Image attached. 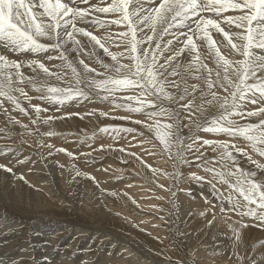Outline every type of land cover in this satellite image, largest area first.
<instances>
[{"label":"snow or ice","instance_id":"obj_1","mask_svg":"<svg viewBox=\"0 0 264 264\" xmlns=\"http://www.w3.org/2000/svg\"><path fill=\"white\" fill-rule=\"evenodd\" d=\"M144 2L145 0H97V3H92L91 0H0V47L16 54H47L45 59L48 61H62L61 64L49 67L41 59L20 61L10 59L4 52H0V112L8 117L10 124L28 129V125L22 124L5 107L7 101L12 105L13 111L29 115V109L21 103V98L29 103L33 99L25 90L24 85L27 84L41 94L37 99L58 105L74 100L99 98L116 108L143 114L152 121L144 126L149 131H154L162 150L177 165L176 171L165 175L171 176L174 181L178 180L183 175L179 166L191 164L186 153L195 149L199 153L196 160L202 161L196 166L209 173L212 179L195 173H191L190 177L197 182L208 183L221 199L232 202V211L239 210L241 215L264 222V175L258 178V172L264 174V163L254 159L239 144L227 140L203 139L193 134L194 130L242 138L254 153L264 157V0H159L158 3L157 0H149L155 6L148 9L144 8ZM77 22L90 24L96 30L104 29V34L97 36L85 27H78ZM114 25L126 30L109 31ZM158 26H163L159 33ZM174 27L179 31L171 33L172 39L163 41L164 35L169 34V30ZM233 27L236 31H232ZM213 32L222 35L226 42L223 47L230 54L241 58L225 55L213 38ZM80 38L87 40L82 43ZM113 45L123 47V50L110 51ZM97 48L110 57L111 63L99 58ZM202 50L213 58V67H209L202 59ZM72 53L77 54L80 70L69 58ZM82 55L89 59L95 58L103 71L85 63L84 59H80ZM182 58L187 62H183ZM25 67L33 75H25L22 71ZM65 67L71 70L72 82L65 79L67 73L52 70ZM50 80L62 82V85L50 83ZM201 80L205 87H201ZM127 92L133 94L122 97L116 95ZM197 100L200 102L197 103ZM165 101L174 107H163ZM248 105L256 107L249 108ZM30 106L35 114V119L30 118L31 123L37 125L38 131L40 113L47 109L40 105ZM209 107H216L217 111L205 116ZM197 112L201 115L194 119ZM99 115L107 117L109 113L100 111ZM53 119L54 117H47L42 122L48 123ZM245 120L255 122L241 123ZM134 123L144 122L137 119ZM183 128H189L188 137L181 135ZM100 131L131 133L135 129H119L107 125ZM0 132L9 137L12 135L4 128H0ZM29 133L31 134V130ZM44 135L51 136L55 133L48 131ZM186 140L192 142L186 143ZM140 143L143 144L144 141ZM204 145L215 153L213 157L207 158L200 152V147ZM119 150L126 151L124 148ZM5 151L16 150L7 147ZM57 151L73 156V153L64 148ZM145 151L149 155H155L150 150ZM234 152L246 157L257 170L242 168ZM128 155L140 159L134 152H129ZM18 163L24 161L20 160ZM149 167L151 168L150 165ZM0 169L12 172V168L4 164H0ZM151 170L153 173L160 171L154 168ZM76 174L86 175L79 171ZM19 178L24 179L23 176ZM90 178L95 180V177ZM213 180L227 185L230 190L227 197L220 194ZM233 191L238 194V198L232 196ZM238 259L242 260L243 257L238 256Z\"/></svg>","mask_w":264,"mask_h":264},{"label":"rangeland","instance_id":"obj_2","mask_svg":"<svg viewBox=\"0 0 264 264\" xmlns=\"http://www.w3.org/2000/svg\"><path fill=\"white\" fill-rule=\"evenodd\" d=\"M91 2L97 3V0H91ZM158 2L159 0H157V3ZM143 6L144 8L148 9L154 7L155 5L149 2V0H145ZM231 14L233 13H225V15ZM77 26L85 27L87 30L93 31L97 36L103 35L105 31L104 29L96 30L94 26L87 23L77 22ZM162 28L163 26H158V32L162 31ZM125 30L126 28H118L115 25L112 26L111 29H109V31L111 32ZM183 30L187 31V29ZM226 30L228 29L226 28ZM178 31L179 30L174 27L169 30V34H167V36L173 38L171 36V33ZM216 34L217 33L213 32V37H216ZM87 47H90V45ZM120 48L122 49V47ZM120 48H117L113 45L110 47V51H122L123 49L121 50ZM0 52H4V54L6 55L10 54L11 56V53H9L10 51H6L2 47H0ZM96 52L99 55L100 59H103L106 63H111L110 57H107L101 49L97 48ZM224 53L227 55L226 51ZM51 54L55 55V53ZM44 55L46 56V54ZM76 55V53H72L69 58L73 61L78 70H80L81 66L78 64ZM14 58H18V55H14ZM80 59H84L85 63H88L91 67H95L97 68V70L103 71V69H101L97 64L95 58L89 59L87 56L82 55L80 56ZM46 62L45 64L49 67H51V65L55 63H62V61L60 60L49 61L50 63ZM61 70L62 74L67 73L65 79L69 82H72L73 77L71 70L66 67ZM29 71L31 70L29 69ZM50 83H61L62 85V82H58L55 80H50ZM25 86L26 84L24 85V87ZM28 86L29 85L25 87V90L28 92L29 96L33 97V99L29 103L28 101L21 98V103L25 108L29 109V115H24L18 110L13 111L12 105L5 101V107L9 109L10 114L17 120H20L22 124L28 125V129H24L18 124H10L8 122V117L0 112V128L7 129L12 133V135L9 137L4 132H0V164H4L7 167L12 168L11 173L6 172L4 169H0V264H115L116 262L125 264V261H127L126 264H136L138 262H144L143 264H200V262L194 259L189 252L190 247L188 246V244H186L184 234H180L183 233L181 232V219H179L178 217H174L175 219L172 218L171 220V216H174L176 214L175 212L178 213L179 211V209L177 208L179 205L178 202H176L179 194H181L184 201H189L191 205L194 201V208L198 209L197 211L201 212L197 215V217H195V221L192 222L191 230H197L196 228L206 229L214 223L213 221H222V224L223 221H229L228 225H232L233 222L238 223L237 225H239V227H235V235L232 237V239L229 240L230 243L232 242L235 244L236 250L231 251L229 249V251L226 252V256L222 257V261H220L221 263L227 261L226 263L235 262L234 264H264V222L258 221L246 215H241L239 210L232 211V202L228 201L227 199H221L220 195L215 193L208 183L197 182L190 177L189 174L194 172L198 176L200 175L206 177V179H212L209 173H206L202 168L196 166L198 163H202V161L196 160V155H199V153H197L195 149L186 153L187 158L191 161V164L180 165L179 171L183 173V175L178 180L174 181L172 177L165 175L164 171L166 173H173L174 171H176L177 165L173 159L167 156V153L165 154V152L161 150L162 146L154 137V131H149V129L144 126L145 123L151 124L152 121L148 120L146 117H144V119L143 114L130 113L124 109L116 108L115 105L109 103L108 101H102L99 98H91L89 100L81 101L74 100L72 102L65 103L64 105H58L47 100L37 99L36 97L41 94L37 93L36 91L34 92L30 90V87ZM131 94L133 93L127 92L117 93L116 95L117 97H122ZM30 105H40L41 108L47 109V111H42L40 113L41 120L37 122L39 126L38 131L37 125H33L31 123V119H35V114L32 111ZM162 106L166 108L174 107L173 104H169L167 101H165ZM248 107L253 108L254 106L248 105ZM100 111L107 112L109 113V115L107 117H102L99 115ZM213 111H217V108L209 107L207 108L204 115L206 116L207 114V116H210L209 113L212 114ZM69 113H72V115L69 116ZM76 113H79L80 115H75ZM132 114L136 117H131L133 116ZM200 115L201 114L197 112L194 119H196V117H199ZM83 116L90 118L92 121L94 120L95 123L92 124L91 122H85L84 124L83 122L80 125V123L77 124L74 122V118H81ZM125 116H130L131 118L128 120L119 119V117ZM47 117H54V119L49 121L48 123H43V119ZM112 117L117 118L113 119ZM138 118L139 120L142 119L141 121L144 122L143 124L141 123L142 125L134 123V121ZM182 122L186 123L187 121L182 120ZM107 125H111L119 129L133 128L135 129V131L131 133L123 131H120L118 133H104L100 131V129ZM143 126L147 131L144 130ZM29 130H31V134L29 133ZM48 131L55 133V135H44V133ZM140 133H143L144 135H140ZM193 134L201 136L203 139L219 141L227 140L230 143L237 142L235 139L231 140L230 137L224 134H203L202 131L195 132L194 130ZM181 135L188 137L190 135L189 128H183L181 130ZM214 136H216V138ZM155 139L156 141H154ZM238 139L240 143L237 142V144H239L241 147H244L253 156L254 159H257L261 163H264V157H259L256 153H254L248 143L242 138ZM141 141H144L145 143L141 144ZM149 142L152 145L149 144ZM191 142V140H186V143ZM153 144L156 145L153 146ZM101 145H103V149H101ZM158 145L161 147L159 148ZM7 147H11L16 151L7 152L5 151ZM60 148H64L67 150V152L73 153V156L67 155L66 152L57 151V149ZM121 148L126 149V151L121 152L119 150ZM145 149L150 150L151 152L155 151V155H149L147 153L148 151L145 152ZM206 150H208L209 152ZM129 152H136V154H138L137 156L140 157L142 162H138L140 160H138L136 157L132 156V159L131 156L128 157L127 155ZM162 152H164V155L166 157ZM200 152L206 154L208 156L207 158H211L215 155L213 152H211V148L207 145L201 146ZM124 153L126 154V159L123 158L125 156ZM86 154H90L91 156ZM164 157L167 159H163ZM88 158L89 160H87ZM159 158L161 159L159 160ZM237 159L238 161L241 160L240 162L242 165L240 166L242 168L249 171L257 170L255 168V165H253L251 161H249L246 157L238 154ZM20 160H23L24 163H18V161ZM71 161H74L78 167L73 168ZM159 161H162V163L164 164ZM165 161H167L166 164ZM110 162H112V164ZM109 164L112 165L113 168L118 166L117 168H119V171L115 169V174L118 173V175L112 178L111 181L109 180L110 182H102L101 180L92 181L93 179H91L90 177L100 179L103 176H109L108 171L104 172L103 170V168ZM142 164L145 165L147 169L144 168L145 166H142ZM168 164H170V166ZM134 165L136 168L134 167ZM137 165H140L139 172V168H137ZM149 165L152 168H149ZM165 165L167 166V168ZM157 166H160L159 169L161 167L166 168V170L164 168V171L160 169V171L162 172V180L160 181L165 185L167 184L166 186L163 183L161 184L160 181L155 183V181L152 182V180H147V178H154L153 176L151 177L149 175L153 173L151 169H153L154 167L158 169ZM215 166L219 167V165ZM133 167L135 168L134 170ZM120 169H122L124 172ZM77 171L86 174L88 178H85L86 175H77ZM136 173H138L140 177ZM124 174L127 176L130 175L131 178L128 177L129 182H127L128 180L126 179V177H123ZM260 175L264 174L258 172V178ZM21 176H23L24 179H20L19 177ZM168 177L169 180L167 182ZM124 178L125 180H123ZM136 180H142V182L137 181V183ZM87 181H89L92 185H90ZM130 182L132 185L130 186L132 188L129 190L130 186L128 183ZM213 183L216 184V187L217 189H219L220 194H222L224 197H227L229 195L230 190L228 189L227 185L220 184L218 180H213ZM143 184L145 186L147 185L152 187L157 185L156 187H154V189L161 188L164 189L168 194L170 193L169 196L166 192H164V194H166L164 196L168 195L169 197V211L171 213H169V218L163 224L165 227L163 226L161 227V229L154 230L153 228H151L154 220V218L152 217L153 214L146 215L150 212L145 213L144 211L142 212H144L145 214H139V212L137 211V209L140 208L139 204H141L140 210H142V207L144 206V202L141 203V201H139L138 199L139 195H137L138 193L140 194L142 189L139 188V185L140 187H142ZM159 185H163L165 186V188L159 187ZM182 186H185L186 190ZM136 189L138 193L134 194L136 192ZM110 193H115V195H111ZM232 196L234 198H238V194L234 191L232 192ZM92 199L95 200V204H103L104 207L112 209L114 213V220H112L113 218L108 217L109 220L107 219V221L102 213L96 211V209L93 207V209L91 208V211L93 213L88 212L86 208L91 206ZM240 199L242 200V198ZM122 207L123 209H121ZM135 208L137 209L135 210ZM123 212H126L124 213L125 217L124 214H122ZM127 213L130 217L133 215L131 218L134 220V216L136 217L138 215H141L140 219H137L139 218V216L136 217L137 221H141L139 223L141 224V226H137L134 222H132V220L128 223L135 226L125 228L124 225H121L122 223L125 224L129 219V217L126 216ZM117 214H122L123 216ZM147 216L153 218V220L149 219L148 224ZM208 216H210V218ZM213 216H215V218H213ZM122 217H124L125 219ZM206 218L208 221L206 220ZM230 220H232L233 222H231ZM170 221H172L171 223L175 224L174 227V224H172V226L170 227ZM210 221L213 223L210 224ZM144 222H146V225L149 226V228L146 227ZM119 225L120 228H122V226L123 228L120 229ZM241 225H247V227L250 226L249 228H253L249 233H247L248 236L246 240L242 237L244 236L243 233L245 231L243 230ZM156 226L157 224L154 225V227ZM143 227L146 228L144 229ZM139 228H143V230H138ZM165 228L168 230H166ZM231 228L232 226L230 227V229ZM133 230H135V233L137 234H135ZM148 230H152V234ZM140 233L142 236L140 235ZM164 233L167 234L166 237ZM130 234L134 236V238H132ZM143 234L146 235L144 236ZM237 234H239V238H237ZM41 235L45 236V238L40 239ZM137 235H140L141 237ZM156 235L162 237V240H160ZM216 235L211 236L209 240L214 238ZM143 237L146 240L149 238V241H145ZM140 238L144 242L141 241ZM151 239L155 241L156 245L151 241ZM163 239H165V241L166 239H168V241L164 242ZM252 239L253 241H251ZM243 241H245L246 244L243 243ZM250 242H252L251 245H253L251 249L257 248V252L253 253L252 255L241 253L239 250L241 248V244L247 245L248 243V247ZM147 243L148 245H146ZM212 243H214L212 246L215 252L223 251L224 246L223 239H221V237L216 241L212 239ZM101 244L102 247L100 248V250H98L97 248ZM159 245L162 246L159 247ZM163 246L165 248L167 246L168 247L164 249ZM112 247L113 249H111ZM117 247L121 251L122 255L120 256L122 258L119 256V258H117L118 260L116 259L115 261L114 259L116 257L114 255L117 253ZM146 249L150 251H147ZM211 256L214 257L215 255ZM238 256L243 257V259H238ZM232 257L234 262L232 260ZM141 259L143 261H141ZM107 261L110 262L107 263Z\"/></svg>","mask_w":264,"mask_h":264},{"label":"bare ground","instance_id":"obj_3","mask_svg":"<svg viewBox=\"0 0 264 264\" xmlns=\"http://www.w3.org/2000/svg\"><path fill=\"white\" fill-rule=\"evenodd\" d=\"M232 31H236V29L233 27L232 28ZM145 32H148V30H145ZM157 32H158V30H157ZM159 33V32H158ZM150 34V33H149ZM216 37H213L215 40H217V43H218V46H220L221 47V51L224 53L225 51L227 52V55H229L230 56V58H235V59H240L241 57H239V56H234V54H230L229 53V51H228V49H226V48H224L223 47V43H226V42H224L223 41V37H222V35H220V34H216L215 35ZM79 38V37H78ZM81 40H82V43H84V42H86V40L87 39H85V38H80ZM168 39H172L171 37H168L167 36V34L166 35H164V37H163V41H167ZM181 39H182V37H181ZM162 41V42H163ZM235 42H237V43H240L239 41H235ZM121 49V48H120ZM119 49V50H120ZM122 49H123V47H122ZM121 49V50H122ZM118 51V50H117ZM9 53H11V56H13V57H11L10 56V54L8 55L9 56V58L10 59H17V60H20V61H25L26 59H31V58H37V59H41L44 63L46 62V59H45V55L44 54H39V55H36V56H34V55H32V54H30V53H20V54H17L18 55V58H14V55H16V53H12V52H9ZM225 54V53H224ZM21 55H24V56H21ZM47 55V54H46ZM226 55V54H225ZM202 59L204 60V62L205 63H207L208 65H209V67H213L214 66V60H213V58L210 56V55H208V53L206 52V51H204V50H202ZM182 61L183 62H187L186 60H184V58H182ZM126 63L128 62V61H125ZM46 63H50L48 60H47V62ZM56 64V63H55ZM53 71H61L62 72V70L61 69H52ZM22 71L25 73V75H32V72L31 71H29V69L28 68H23L22 69ZM99 71V70H98ZM199 83L201 84V87H205V85L203 84V81L201 80V81H199ZM26 86H27V84H26ZM25 86V87H26ZM28 87H30V90H32V91H34L33 89H32V87L29 85ZM35 92V91H34ZM200 101L199 100H197V103H199ZM254 107H256V106H254ZM253 107V108H254ZM212 109H214V108H212ZM214 112V111H213ZM199 113V112H198ZM197 114V113H196ZM133 115V114H132ZM209 115H211L210 113H209ZM92 116H93V114H92ZM128 116V115H127ZM127 116H125V117H127ZM206 116H207V114H206ZM130 117V116H129ZM131 117H136V116H131ZM130 117V118H131ZM138 117V116H137ZM145 116H143V118H144ZM196 118H198V117H196ZM75 119V123H80V125H81V123H83L84 122V124H85V122L87 123V122H91L92 124H94L95 123V121L93 120H91L90 118H88V117H85V116H83L82 118H78V117H76V118H74ZM93 119H95V118H93ZM139 119V118H138ZM145 119V118H144ZM236 119H239V118H236ZM128 120V119H127ZM126 120V121H127ZM134 120V119H133ZM142 120V119H141ZM64 121V120H63ZM77 121H80V122H77ZM96 121H97V119H96ZM247 122H255V120H245V121H241V123H247ZM187 123V122H186ZM56 124V123H55ZM57 124H59V123H57ZM68 124V123H67ZM71 124V123H70ZM143 124V123H142ZM141 124V125H142ZM63 125H65V124H63ZM74 125V124H73ZM89 125V124H88ZM64 127V126H63ZM144 127V126H143ZM59 130V129H58ZM144 130H145V127H144ZM187 130V129H186ZM145 131H147V130H145ZM145 131H143V132H145ZM203 134H205V132H203ZM144 135V134H143ZM147 135V134H146ZM152 135V134H151ZM155 137V136H154ZM201 137V136H200ZM215 138H216V136H214ZM219 137V136H218ZM231 138V140H236L238 143H240L238 140V138H233V137H230ZM154 141H156V139L154 140ZM153 141V142H154ZM237 142H234L233 144H237ZM145 143V142H144ZM157 143H158V141H157ZM156 143V144H157ZM232 143V142H231ZM149 144H151L150 142H149ZM156 144H153V146L154 145H156ZM152 145V144H151ZM138 146V145H137ZM159 146V145H158ZM144 147V146H143ZM142 147V148H143ZM149 147V146H148ZM151 147V146H150ZM161 146H159V148H160ZM206 147V146H205ZM207 148V147H206ZM154 149V148H153ZM157 150H159V149H157ZM161 150H162V148H161ZM161 150H159V151H161ZM203 150H205V149H203ZM129 151V150H128ZM131 151V150H130ZM206 151H208V150H206ZM138 152H140V151H138ZM146 152V151H145ZM158 152V151H157ZM209 152V151H208ZM211 152H212V150H211ZM136 153V152H135ZM148 153V152H147ZM154 153H155V151H154ZM158 153H160V152H158ZM157 153V154H158ZM163 153V155H164V152H162ZM140 154V153H139ZM141 154H142V152H141ZM161 154V153H160ZM166 154V153H165ZM215 154V153H214ZM239 153H235L234 152V155H238ZM124 157L123 158H125L126 157V154L124 153ZM138 155V154H137ZM144 155H146V154H144ZM206 155V154H205ZM91 156V155H90ZM128 157L130 156V155H127ZM158 156H161V155H158ZM157 156V157H158ZM165 156V155H164ZM168 156V155H167ZM195 156V155H194ZM197 156V155H196ZM134 157V156H133ZM157 157H154V158H157ZM166 157V156H165ZM163 158V159H167V158ZM206 157H208L207 155H206ZM94 158V157H93ZM127 158V157H126ZM125 158V159H126ZM90 159H91V157H90ZM131 159H132V156H131ZM133 159H135V158H133ZM161 158H159V160H160ZM169 159V158H168ZM87 160H89V158L87 159ZM128 160V159H127ZM138 160H140V161H138V162H142V160L141 159H138ZM156 160V159H155ZM131 161H133V160H131ZM241 161V160H240ZM239 161V162H240ZM125 162V161H124ZM127 162V161H126ZM134 162H136V161H134ZM137 162V163H138ZM159 162H161L162 163V161H159ZM166 162L167 161H165V164H166ZM111 164H112V162H110ZM158 163V162H157ZM201 163V162H200ZM71 164L73 165V168H77L78 166L76 165V163L73 161H71ZM86 164V163H85ZM140 164V163H139ZM159 164V163H158ZM157 164V165H158ZM162 164H164V163H162ZM199 164V163H198ZM136 165V164H135ZM135 165H134V167H135ZM156 165V164H155ZM161 165V164H160ZM169 166H170V164H168ZM240 165H242L241 164V162H240ZM138 166V165H137ZM140 166V165H139ZM139 166L137 167V168H139ZM142 166H145V165H143L142 164ZM166 166V165H165ZM70 167V166H69ZM118 167V166H117ZM117 167H112V165H106L104 168H103V170H104V172H105V169H107V171H108V175L109 176H103L102 178H100V179H95V180H92V181H97V180H101L102 182L103 181H111V179L112 178H114L116 175H118V173L117 174H115V169H119V168H117ZM133 167V170L136 168H134ZM158 167V166H157ZM160 167V166H159ZM159 167H158V169H159ZM144 168H146V166L144 167ZM150 168V167H149ZM152 168V167H151ZM155 168V167H154ZM164 168L165 167H161L160 169H162V171H164ZM166 168H167V166H166ZM166 168H165V170H166ZM101 169V168H100ZM131 169V168H130ZM147 169V168H146ZM156 169V168H155ZM159 169V170H160ZM170 169V168H169ZM116 170V171H117ZM120 170H122V169H120ZM133 170H132V172H133ZM143 170H145V169H143ZM119 171V170H118ZM123 171V170H122ZM140 171V168H139V170H138V172ZM148 171V170H147ZM170 171V170H169ZM169 171H167V172H169ZM194 171V170H193ZM124 172V171H123ZM137 172V171H136ZM195 172H197V171H195ZM100 173V172H99ZM103 173V172H102ZM101 173V174H102ZM131 173V172H130ZM147 173V172H146ZM164 173H166L165 171H164ZM163 173V174H164ZM194 173V172H193ZM197 173H199V172H197ZM126 174V173H125ZM123 175V177H126V179L128 180L127 182H129V179H128V177L129 178H131L130 177V175L129 176H127V175ZM136 174H138V173H136ZM141 174V173H140ZM155 174V173H154ZM153 173H151L149 176H153L154 178H152V179H148L147 178V180H149V181H151L152 180V182H154L155 181V183L156 182H159L160 180H162L161 179V174H162V172L161 171H159V172H157L155 175H154ZM191 174V173H190ZM189 174V175H190ZM121 175V174H120ZM133 175H135V174H133ZM208 175V174H207ZM100 176H102V175H100ZM137 176V175H136ZM138 176H139V174H138ZM148 176V177H149ZM162 176H164V175H162ZM169 176V175H168ZM200 176V175H199ZM211 176V175H210ZM122 177V178H123ZM140 177V176H139ZM141 177H143V176H141ZM169 177H171V176H169ZM169 177H168V179H167V182H168V180H169ZM189 177V176H188ZM85 178H88L87 177V175L85 176ZM132 178H133V176H132ZM135 178V177H134ZM164 178V177H163ZM87 180V179H86ZM123 180H125V178L123 179ZM134 180V179H133ZM146 180V179H145ZM145 180H144V182H145ZM109 181V182H110ZM113 181V180H112ZM130 181H132V180H130ZM137 181H140V182H142V180H136V182ZM90 185H92L89 181H87ZM126 182V183H127ZM161 182V181H160ZM120 183V182H119ZM135 183V182H134ZM138 183V182H137ZM136 183V184H137ZM150 183V182H149ZM148 183V184H149ZM163 182H161V184H162ZM166 183V182H165ZM129 184V186L131 185V182L130 183H128ZM127 184V185H128ZM133 184V183H132ZM141 184V183H140ZM147 184V183H146ZM164 184V183H163ZM126 185V186H127ZM151 185H153V184H151ZM156 185V184H155ZM165 185V184H164ZM167 185V184H166ZM165 185V186H166ZM170 185V184H169ZM132 186V185H131ZM130 186V188H129V190L132 188ZM137 186V185H136ZM135 186V187H136ZM145 185L143 184V186L142 187H140V185H139V188L141 189V192H143V193H141L140 192V194L138 193V191H137V189H136V192L134 193V194H137V195H139V201H141V203H143L144 202V208L142 207V210H140V208H141V204H139V209H137V208H135V210L137 209V211L139 212V214L140 213H146V212H150L149 214H146V215H152L153 214V218H154V220H153V218H150V216L148 217L147 216V224H148V221H149V219L150 220H153V225H152V227L151 228H153L154 230H158V229H161V227H163L164 225V222L169 218V213H171L170 211H169V197H168V195L170 196V193L168 194L164 189H159L158 187V189H154V187H156V186H154V187H152V186H145ZM165 186L163 187V188H165ZM138 187V186H137ZM136 187V188H137ZM182 187H184L185 188V190H186V187L185 186H182ZM134 188V187H133ZM167 188V187H166ZM139 189V190H140ZM144 189V190H143ZM168 189V188H167ZM133 190H135V189H133ZM132 190V191H133ZM161 190H164V191H161ZM170 190V189H169ZM183 190V189H182ZM164 192H166L168 195L167 196H164V195H166V194H164ZM107 194V193H106ZM130 195V194H129ZM90 196V195H89ZM189 196V195H188ZM129 197V196H128ZM131 198V197H130ZM133 198V197H132ZM140 198H141V200H140ZM123 199V198H122ZM125 200V199H124ZM129 200V199H128ZM128 200H126V201H128ZM189 200V199H188ZM135 201H137V200H135ZM134 201V202H135ZM191 201V200H190ZM130 202V201H129ZM146 202V203H145ZM176 202H178V209H179V211H178V209H177V211H178V213L177 212H175L176 214L173 216L172 214V216H171V220H172V218L173 219H175L176 217H178L179 219H181V229H182V231L181 232H183V233H180L181 235L182 234H184V239L186 240V244H188V246L190 247V250H189V252L191 253V255L193 256V258L194 259H196L198 262H200V264H234L235 262H234V260H233V257H232V260H233V262L234 263H230V262H228V263H226L227 261H224V262H220V261H222V257L223 256H226V252L227 251H229V249L232 251H235L236 250V246H235V244L234 243H230L229 242V240L230 239H232V237L235 235V227L236 226H238L239 227V225H237L238 223H235V222H233L232 220H230L231 222H233V224L232 225H228V223H229V221H227V222H225V221H223V224H222V221L220 222V221H213V222H211V223H213L210 227H207L206 229H204V228H200V229H198V228H196L197 230H191V224H192V222L193 221H195V217H197V215L199 214V213H201V212H199V211H197L198 209H195L194 207H195V202L193 201L192 202V205H191V203L189 202V201H184L183 200V198H182V196H181V194H179V196H178V199H177V201ZM124 203V202H123ZM128 203V202H127ZM125 204V203H124ZM115 205V204H114ZM135 205V204H134ZM138 205V204H137ZM112 206V205H111ZM176 206V205H175ZM207 206V205H206ZM95 208L96 209V211H98V212H100V213H102V215L106 218V220L108 219L109 220V218L108 217H111V218H113L112 220H114V213H113V211H112V209H110V208H108V207H104V205L103 204H95V200L94 199H92L91 200V206H89V207H87L86 209H87V211L88 212H92L91 210L93 209V208ZM121 207V206H120ZM129 207V206H128ZM92 208V209H91ZM121 209H123V207L121 208ZM134 209V208H133ZM172 209V208H171ZM113 210H114V208H113ZM147 210V211H146ZM117 211V210H116ZM142 211H144V212H142ZM171 211H173V210H171ZM201 211V210H200ZM93 213V212H92ZM116 213V212H115ZM124 213H126V212H123L122 214H124ZM129 213V212H128ZM128 213L126 214V216L127 217H129V219L127 220V222L124 224V223H122L121 225H124V227L125 228H130V227H132V226H135V225H132V224H129L128 222L129 221H131L132 220V222H134L137 226H141V224H139L141 221H137L136 220V217H138V216H134V218H135V220L137 221H135L134 219H132L131 217L133 216L132 214V216L130 217V216H128ZM144 213V214H145ZM122 214H117V215H122ZM138 214V213H137ZM136 214V215H137ZM143 215V214H142ZM146 215H144V216H146ZM103 216H102V218H103ZM123 216V215H122ZM141 216V215H140ZM140 216H139V218H137V219H140ZM143 216V217H144ZM124 217H125V214H124ZM124 217H122V218H124ZM126 217V218H127ZM175 217V218H174ZM209 218H210V216H208ZM110 218V219H111ZM125 219V218H124ZM144 219V218H143ZM99 220V219H98ZM107 220V221H108ZM122 220V219H121ZM206 220H207V218H206ZM211 220V219H210ZM223 220V219H222ZM146 221V220H145ZM208 221V220H207ZM101 222V221H100ZM122 222V221H121ZM125 222V221H124ZM150 222H152V221H150ZM168 222H169V220H168ZM172 221H170V224H168V225H170V227L172 226V224H174V223H171ZM200 222V221H199ZM117 224V223H116ZM144 224L146 225V222H144ZM157 224V226L156 227H154V225H156ZM118 225V224H117ZM117 225H116V227H117ZM144 225V226H145ZM150 225V224H149ZM166 225V224H165ZM167 225V226H168ZM196 225V224H195ZM166 226V227H167ZM175 226V224L173 225V227ZM193 226V225H192ZM232 226V228L230 229V227ZM146 227L147 228H149V226H147L146 225ZM146 227H143L144 229L146 228ZM165 227V226H164ZM169 227V226H168ZM250 226H246V227H242L243 228V230L245 231L244 233H243V235L244 236H242L245 240H246V238H247V233H249L250 231H251V229H253L252 227L251 228H249ZM119 228H120V225H119ZM122 228H123V226H122ZM122 228H120V229H122ZM136 228V227H135ZM143 228H139L138 230H143ZM115 229V228H114ZM133 229V228H132ZM166 229V228H165ZM172 229V228H171ZM125 230V229H124ZM147 230V229H146ZM163 230V229H162ZM166 230H168V229H166ZM46 231H48V230H46ZM118 231V230H117ZM126 231V230H125ZM129 231V230H128ZM148 231H150V230H148ZM152 231V230H151ZM150 231V232H151ZM241 231V230H240ZM257 231V230H256ZM116 232V231H115ZM121 232V231H120ZM127 232V231H126ZM130 232V231H129ZM133 232L135 233V230H133ZM132 232V233H133ZM138 232V231H137ZM153 232V231H152ZM152 232H151V234H152ZM162 232V231H161ZM167 232V231H166ZM165 232V233H166ZM169 232H170V229H169ZM168 232V233H169ZM123 233V232H122ZM155 233V232H154ZM153 233V234H154ZM164 233V234H165ZM214 233V234H213ZM246 233V234H245ZM135 234H137V233H135ZM135 234H133V235H135ZM148 234V233H147ZM157 234V233H156ZM159 234V233H158ZM162 234V233H161ZM217 234V235H216ZM251 234V233H250ZM254 234V233H253ZM256 234V233H255ZM263 234V233H262ZM131 235V234H130ZM140 235H141V233H140ZM140 235H137V236H140ZM144 235V234H143ZM146 235V234H145ZM144 235V236H145ZM166 235L167 234H165V237H166ZM170 235H171V233H170ZM169 235V236H170ZM214 235H216L214 238H212V239H214V241H216V240H218L220 237H221V239H223V251L222 252H215V250H214V248H213V244L214 243H212V239L211 240H209L210 238H211V236H214ZM142 236V235H141ZM140 236V237H141ZM155 236V235H154ZM156 236H158V235H156ZM164 236V235H163ZM254 236V235H253ZM131 237L132 238H134V236H132L131 235ZM159 237V236H158ZM171 237V236H170ZM170 237H169V239H170ZM241 237V238H242ZM251 237V236H250ZM42 238H45V236H42L41 235V237H40V239H42ZM138 238V237H137ZM144 238V237H143ZM249 238V237H248ZM256 238V237H255ZM258 238V237H257ZM149 239V238H148ZM146 240L145 238H144V240L145 241H149V240ZM159 239L160 240H162V237H159ZM140 240L141 241H143L141 238H140ZM164 240V242H166V241H168V239H166V241H165V239H163ZM259 240V239H258ZM139 241V240H138ZM137 241V242H138ZM151 241L153 242V243H155V241L153 240V239H151ZM150 241V242H151ZM157 241H158V239H157ZM171 241V240H170ZM251 241H253V239L251 240ZM38 242H40V241H38ZM104 242V241H103ZM103 242H102V244H103ZM144 242V241H143ZM161 242V241H160ZM163 242V241H162ZM194 244H193V243ZM243 243H245V241H243ZM251 243L252 242H250L249 243V246L247 247V245H248V243H247V245H242L241 243V248L239 249L240 250V252L241 253H247V254H250V255H252L253 253H255V252H257V248H255V249H251V247L253 246V245H251ZM39 244V243H38ZM102 244L101 245H99L98 246V250H100V248L102 247ZM150 244V243H149ZM171 244V243H170ZM246 244V243H245ZM146 245H148V243L146 244ZM155 245H156V243H155ZM165 245V244H164ZM185 245V244H184ZM114 246V245H113ZM141 246V245H140ZM139 246V247H140ZM160 246H162V245H159V247ZM144 247V246H143ZM150 247V246H149ZM148 247V248H149ZM168 247V246H167ZM166 247V248H167ZM145 248H146V246H145ZM156 248H158V247H156ZM163 248L164 249H166L164 246H163ZM238 248V247H237ZM111 249H113V247L111 248ZM117 253L114 255L116 258L114 259L115 261H116V259L117 258H119V256L120 255H122L121 254V251H120V249L117 247ZM122 249V248H121ZM124 249V248H123ZM143 249V248H142ZM40 250V249H39ZM147 250V249H146ZM214 250V251H213ZM238 250V249H237ZM260 250V249H259ZM124 251H126V250H124ZM123 251V252H124ZM147 251H150V250H147ZM213 251V252H212ZM162 252V251H161ZM127 253V252H126ZM126 253H125V255H126ZM212 253V254H211ZM232 253H234V252H232ZM239 253V252H238ZM241 253H240V255H241ZM124 254V253H123ZM128 254V253H127ZM154 254V253H153ZM151 255H152V252H151ZM164 255V254H163ZM211 255H215L214 257H212ZM243 255V254H242ZM146 256V255H145ZM154 256V255H153ZM152 256V257H153ZM191 256V257H192ZM121 257V256H120ZM149 257H150V255H149ZM122 258V257H121ZM125 258V257H124ZM137 258V257H136ZM139 258H140V256H139ZM236 258V257H235ZM143 259H145V258H143ZM146 259H148V258H146ZM118 260V259H117ZM130 260V259H129ZM140 260V259H139ZM122 261V260H121ZM141 261H143L142 259H141ZM146 261V260H145ZM150 261V260H149ZM108 262H110V261H107V263ZM112 262V261H111ZM123 262H124V259H123ZM126 262L127 261H125V264H126ZM147 262V261H146ZM151 262V261H150ZM113 263V262H112ZM117 263V262H116ZM115 263V264H116ZM130 263V262H129ZM144 263V262H143ZM143 263H136V264H143ZM241 263H243V262H241ZM245 263V262H244ZM40 264V263H39ZM44 264V263H43ZM109 264H111V263H109ZM114 264V263H113ZM117 264H121V262L119 263H117ZM135 264V263H134ZM263 264V263H262Z\"/></svg>","mask_w":264,"mask_h":264}]
</instances>
